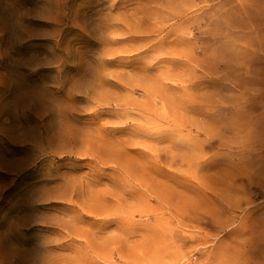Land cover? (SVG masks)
<instances>
[{
	"label": "rangeland",
	"instance_id": "obj_1",
	"mask_svg": "<svg viewBox=\"0 0 264 264\" xmlns=\"http://www.w3.org/2000/svg\"><path fill=\"white\" fill-rule=\"evenodd\" d=\"M0 264H264V0H0Z\"/></svg>",
	"mask_w": 264,
	"mask_h": 264
}]
</instances>
